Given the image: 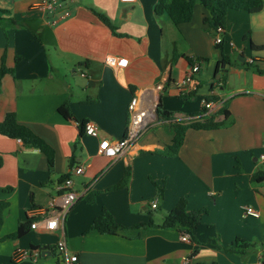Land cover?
Wrapping results in <instances>:
<instances>
[{
  "label": "crops",
  "instance_id": "0c3cea01",
  "mask_svg": "<svg viewBox=\"0 0 264 264\" xmlns=\"http://www.w3.org/2000/svg\"><path fill=\"white\" fill-rule=\"evenodd\" d=\"M40 1L0 0V122L14 113L54 151L50 173L43 153L0 134V202L7 203L0 225V264H63L53 256L55 248L35 261L13 260L18 250L55 247L62 238L84 264L264 262V177L254 179L263 171L258 157L264 153V73L243 64L253 59L252 66L264 69V50L250 47L264 44V0L255 14L227 12L222 52L203 23L207 10L200 4L193 7L189 22L175 26L167 14H155L156 0H70L64 5L69 11L65 17L62 9L38 12L34 5ZM93 8L111 20L118 35ZM109 54L127 58V66H107L104 58ZM222 56L229 63H220L217 74L224 75L225 82L211 86L219 79L215 70ZM188 58L200 61L192 91L180 85ZM76 77L77 86L72 82ZM190 92L193 98H181ZM208 95L218 97L211 109L204 107ZM133 96L141 107L156 108L160 99L162 108L180 121L214 115L215 121L229 124L187 129L177 155L164 157L155 151L169 144L173 134L155 115L157 121L132 147L111 159L98 152L99 140L124 136ZM64 103L71 119L58 112ZM223 103L227 118L219 112ZM80 120L94 123L98 137L80 134ZM72 157L75 167L83 166L81 174L70 172ZM126 168L127 185L108 191ZM65 174L79 198L63 215L66 198L58 179ZM94 192L98 194L87 203L84 198ZM181 198L188 210L205 209L198 226L187 232L188 241L180 240L183 230L134 227L150 219L160 225ZM240 205L254 207L259 216L244 215ZM103 209L131 229L116 235L87 231ZM52 216L57 227L48 230L42 219ZM29 219L37 228L30 227L19 239L1 240ZM237 238L251 248L239 253Z\"/></svg>",
  "mask_w": 264,
  "mask_h": 264
},
{
  "label": "trees",
  "instance_id": "16d2710c",
  "mask_svg": "<svg viewBox=\"0 0 264 264\" xmlns=\"http://www.w3.org/2000/svg\"><path fill=\"white\" fill-rule=\"evenodd\" d=\"M195 4L202 5L207 10V15L203 18V23L207 25V30L214 35L217 32V29L220 28L222 30V38L224 35V27L226 22L227 12L229 10H237V11H246L250 14L258 13L263 7V0H156V4L154 7V11L156 15L167 14L170 21L173 25L178 26L182 23H187L191 20L193 7ZM97 18L103 22L107 27L116 35L115 26L112 24L111 20L102 12L91 9ZM0 17V22H1ZM223 43L215 44V47L222 52ZM250 47L252 49L264 50L263 45H254L250 43ZM196 59V58H195ZM189 64H192L193 59H187ZM220 63H229L228 57L222 56V60L218 62V65L215 70V74L219 72V64ZM244 65L250 66L252 63H243ZM255 71L258 73H264V69H259L256 66H253ZM4 71V66L0 67V74ZM221 81L223 84L225 82V77L222 75L217 81L212 82L210 85L213 86L215 82ZM170 82V79L165 81L164 87ZM223 89V86H220ZM194 96V92H190L188 94H182L181 98L183 99H191ZM218 99L215 95H208L205 97L204 101H216ZM58 112L65 118L71 119L73 116L68 109L66 103L62 104L58 108ZM155 112L157 114L158 120L163 122V125H166L170 130H172V138L169 144H167L162 150H156L155 153L164 157H173L176 156L181 145L183 144L185 132L187 129H217L220 127L227 126L229 123L227 120L223 122H217L214 120V115H201L197 118H191L185 121L177 120L173 117V113L166 111L162 108L160 99L157 102ZM219 112L222 113L226 118L229 116V111L227 110L225 104L219 108ZM84 120L78 121V126L80 130V134L84 132ZM0 134L5 135L10 138L19 139L26 146L35 148L44 154L47 161L48 170L51 173L54 166V151L52 147L47 144L41 137L36 135L31 129L27 126L20 124L17 121L16 115L12 112L7 113L4 119L0 122ZM2 159L0 157V167H1ZM76 163L74 157L69 160L70 172L75 167ZM129 170L125 169L124 175L121 180L115 185L107 188L108 191L117 190L125 187L129 178ZM68 174L62 175L58 180L61 182L64 179L68 178ZM264 177V170L258 172L254 175V179ZM160 193H162V189H160ZM98 194V192L90 193L84 199L87 203H91L94 200V197ZM6 202H0V225L2 223V209L6 206ZM187 201L185 198H181L176 206L170 210L163 218L160 225H156L150 219L146 224H137L134 227L139 226H151L163 229H178L183 230V232H192L199 224L200 216L205 212V209H196V210H188L186 208ZM31 220H26L23 224L19 225L17 230L11 234H8L3 239H19L27 232H29ZM131 228L124 227L119 225L112 215L107 212L105 209L102 210L101 213L95 216L92 223L88 227L87 231L95 230L102 234H111L116 235L120 231L130 230ZM235 244L238 248H241L239 253L245 252L251 248L252 244L244 239L237 238ZM53 246L41 245L34 246L30 245L29 250L38 249L41 252L45 250H53Z\"/></svg>",
  "mask_w": 264,
  "mask_h": 264
},
{
  "label": "built area",
  "instance_id": "2783aa9c",
  "mask_svg": "<svg viewBox=\"0 0 264 264\" xmlns=\"http://www.w3.org/2000/svg\"><path fill=\"white\" fill-rule=\"evenodd\" d=\"M70 0H41L39 3L34 5V9L40 13L51 14L57 9L63 10L62 17L68 16L69 11L64 5ZM122 2L131 3L135 0H120ZM214 44L222 43V30L217 29V32L213 35ZM248 63H253V59H248ZM104 63L112 68H124L128 64V59L125 57H119L115 55H106L104 58ZM200 70V61L198 59H193L192 64L189 65L184 78L181 80L180 85L185 87L187 91L195 90L197 87V78ZM205 109H211L214 107L212 101H204ZM129 121L125 129L124 136L118 140H107L100 139L98 143V152L111 159H117L124 155L132 145L137 141V139L145 132L150 124L153 123L155 117V108L151 106H140L139 99L137 96H133L128 104ZM84 134L92 137H98V128L92 122H86L84 125ZM262 144L264 146V137L262 138ZM258 163L260 167L264 170V153H261L258 157ZM83 172V166L79 165L71 170L73 174H81ZM72 185L71 179L68 177L61 181L58 185L60 191L64 193L66 202L63 205L65 211L70 207L79 196L70 190ZM151 208H156V203H151ZM241 211L244 215H250L253 217L259 216V211L250 205H240ZM44 227L48 230L55 229L57 227L56 217H43L42 219ZM37 222H32L30 227L32 229L37 228ZM181 241L189 240V233L182 232L180 235ZM55 251L57 254V259L63 264H84L76 253H70L67 249L64 238L60 239L55 245ZM41 251L35 250H18L13 254V260L19 261L21 258L30 257L34 261L39 258ZM188 262V259H185ZM250 264H264L263 261H255Z\"/></svg>",
  "mask_w": 264,
  "mask_h": 264
},
{
  "label": "rangeland",
  "instance_id": "374dc122",
  "mask_svg": "<svg viewBox=\"0 0 264 264\" xmlns=\"http://www.w3.org/2000/svg\"><path fill=\"white\" fill-rule=\"evenodd\" d=\"M236 60H237V62L240 61L239 58H237ZM248 68L252 70L253 66L250 65V66H248ZM78 74H79V73H78ZM84 81H85V85H86L87 82H86V80H84ZM72 82H73L76 86L79 84V83H77V77H76L74 80H72ZM155 121H157L156 118L154 119L153 123H154ZM151 129H152V128H151ZM242 213H243V211H242ZM156 214H159V211H157ZM156 214H155V215H156ZM30 233H32V232H30ZM30 233H29V234H30ZM53 256L56 258V257H57V254L54 252V255H53ZM56 259H57V258H56Z\"/></svg>",
  "mask_w": 264,
  "mask_h": 264
},
{
  "label": "water",
  "instance_id": "95a60500",
  "mask_svg": "<svg viewBox=\"0 0 264 264\" xmlns=\"http://www.w3.org/2000/svg\"><path fill=\"white\" fill-rule=\"evenodd\" d=\"M226 65H227V64H226ZM219 75H220V74H216V75H215V78L218 79V78H219ZM212 81H213V79H211V82H212ZM155 115H157L156 112H155ZM45 253H46V254H49V252L42 251V252H41V255L44 256Z\"/></svg>",
  "mask_w": 264,
  "mask_h": 264
}]
</instances>
